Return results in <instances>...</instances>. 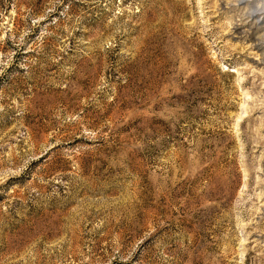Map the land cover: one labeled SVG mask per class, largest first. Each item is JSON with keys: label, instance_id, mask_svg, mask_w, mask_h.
Returning <instances> with one entry per match:
<instances>
[{"label": "rangeland", "instance_id": "obj_1", "mask_svg": "<svg viewBox=\"0 0 264 264\" xmlns=\"http://www.w3.org/2000/svg\"><path fill=\"white\" fill-rule=\"evenodd\" d=\"M253 8L0 0V264H264Z\"/></svg>", "mask_w": 264, "mask_h": 264}, {"label": "clouds", "instance_id": "obj_2", "mask_svg": "<svg viewBox=\"0 0 264 264\" xmlns=\"http://www.w3.org/2000/svg\"><path fill=\"white\" fill-rule=\"evenodd\" d=\"M230 5L238 6L240 3H247V0H228ZM255 8L251 9L250 15L264 14V0H254ZM247 12V8L245 9Z\"/></svg>", "mask_w": 264, "mask_h": 264}]
</instances>
